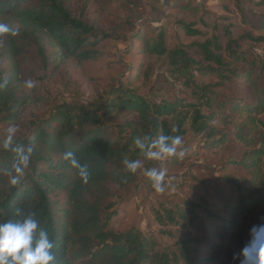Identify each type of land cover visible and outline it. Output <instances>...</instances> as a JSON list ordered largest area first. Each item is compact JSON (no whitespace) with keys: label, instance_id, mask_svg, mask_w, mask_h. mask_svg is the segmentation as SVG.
<instances>
[{"label":"trees","instance_id":"16d2710c","mask_svg":"<svg viewBox=\"0 0 264 264\" xmlns=\"http://www.w3.org/2000/svg\"><path fill=\"white\" fill-rule=\"evenodd\" d=\"M256 4L264 8V0ZM0 16L19 25L11 29L15 35L1 37L0 60L12 63L9 71L0 69V120L25 129L22 135L0 132V223L20 218L17 212L35 214L53 240L54 264H239L233 256L248 242L250 227L264 224V52L247 59L243 50L229 44L232 65L218 53L217 41L198 44L203 58L216 65L210 73L219 78L220 88L246 80V72L236 64H246L251 71L249 82L241 91L234 87L232 97L212 85L190 81L197 89L194 102L181 98L154 102L134 82L119 83L95 100L58 102L47 115L26 120L23 110L31 97L19 82L25 64L40 66L47 76L50 49L79 63L96 60L101 43L118 35L73 11L69 0H0ZM133 38L142 41L144 52L166 51L162 35L152 48L142 33ZM168 55L175 66L193 62L180 49ZM29 72L26 75L36 79L35 66ZM119 115L133 119L116 124ZM211 122L220 128L214 130ZM224 128L233 130L247 147L262 143L241 159L229 161L227 168L245 176L221 177L229 188L216 189L201 207L188 201L186 210L196 220L198 237L177 240L175 250L159 249L156 237L138 228L111 229L116 199L137 185L136 169L127 170L124 161L138 164L148 159L136 148V139L160 134L183 138L190 131L207 134L206 146L218 149L229 138ZM68 151L87 166V183L63 159ZM195 208H200V215L193 212ZM154 213L160 224H184V214L176 207Z\"/></svg>","mask_w":264,"mask_h":264},{"label":"rangeland","instance_id":"374dc122","mask_svg":"<svg viewBox=\"0 0 264 264\" xmlns=\"http://www.w3.org/2000/svg\"><path fill=\"white\" fill-rule=\"evenodd\" d=\"M69 1L73 11L82 13L89 22L118 36L101 43L99 58L81 63L50 49L48 53L52 54L47 76L40 66L30 62L25 64V76L19 82L21 89L31 97V102L23 110L26 120L35 115H47L58 102L95 100L119 83L134 82L136 89L154 102L175 98L194 102L197 89L190 85V81L199 86L212 85L210 87L214 90L219 89L232 97L234 87L238 86L241 91V87L249 82L251 71L246 64H236L238 69L246 72V80H237L238 85L234 81L226 85L227 88H220L217 85L219 78L210 73V67L216 65L203 58L198 44L217 41L220 46L218 53L232 65L234 62L230 60L227 49L229 44L231 47L237 45L247 59L262 56L264 52V41L257 40L264 38V8L256 4L259 0ZM0 25H7L10 29L19 27L16 20L6 16H0ZM185 25L194 33L186 32ZM135 33H142L151 48L162 35L165 53L144 52L142 41L133 38ZM1 37L2 34L0 42ZM176 49L184 51L193 62L188 66L173 65L168 54ZM11 63L2 58L0 69L4 67L9 71ZM31 66H35L34 80L28 77ZM131 119L130 116L119 115L114 121L117 124ZM211 126L214 130L220 128L217 122H211ZM224 129L229 138L221 148L206 146L207 134L194 135L189 131L181 138L177 155L139 161L137 185L128 192H121L116 199L110 219L111 229L121 232L131 227L138 228L143 233L154 235L159 249L175 250L177 240L198 237V229L193 226L196 220L191 219L192 213L186 210L188 201L201 207L203 199L207 201L209 194H214L216 189L229 188L221 177L245 176L241 170L227 168L229 161L241 159L246 151L257 149L262 143L259 140L257 145L247 147L233 130ZM0 132L22 135L25 129L0 120ZM110 132L115 131L111 129ZM255 133H258L257 138L261 137V132ZM181 149L185 152L183 158L179 157ZM154 167L164 173L163 191L152 187V181L145 175L146 170ZM162 207L179 209L184 214V224L158 223L154 212ZM193 212L199 214L200 208Z\"/></svg>","mask_w":264,"mask_h":264},{"label":"clouds","instance_id":"9594fccd","mask_svg":"<svg viewBox=\"0 0 264 264\" xmlns=\"http://www.w3.org/2000/svg\"><path fill=\"white\" fill-rule=\"evenodd\" d=\"M15 35L7 25H0V34L9 33ZM135 146L149 159L167 158L177 155L178 147L182 141L179 136L158 135L155 139L145 136L135 140ZM185 152L181 149L179 157L183 158ZM63 159L77 170L82 182L87 183L89 172L86 165L80 164L75 154L65 152ZM129 171H135L137 162L124 161ZM145 175L152 181V187L157 191H163L162 181L164 173L158 168L145 171ZM12 183H16L13 178ZM15 221L0 223V264H54L53 240L49 233L41 227L40 220L35 214L21 216ZM234 260L239 264H264V224L253 225L249 229V240L234 253Z\"/></svg>","mask_w":264,"mask_h":264}]
</instances>
